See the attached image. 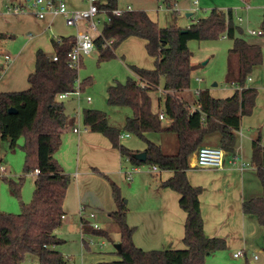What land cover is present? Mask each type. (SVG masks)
Segmentation results:
<instances>
[{
  "label": "trees",
  "instance_id": "16d2710c",
  "mask_svg": "<svg viewBox=\"0 0 264 264\" xmlns=\"http://www.w3.org/2000/svg\"><path fill=\"white\" fill-rule=\"evenodd\" d=\"M162 1L172 7L171 0ZM97 4L106 8L110 15L102 25V35L95 39L100 60L116 56V48L130 36L144 39L147 52L155 59L153 68L131 66L135 76L129 77L126 83L117 82L108 88L109 104L132 109L133 114L125 119L124 130L145 143L147 160L140 161L136 156L141 151L130 149L121 142L123 130L109 122L105 111L85 107L83 122L90 131L109 139L120 151L123 163L156 165L162 171H171L172 176L161 181V187L180 195L179 204L186 212V220L184 248L146 250L136 245L133 235L137 226L128 223L130 208L127 200L120 187L100 171L112 185L116 209L108 216L120 228L121 248L118 250L114 245L112 253L118 256L117 259L96 264H206L209 256L226 249L227 242L223 237L205 233L200 200L203 189L190 182L188 171L192 168V158L204 145L221 147L231 157L236 155L243 118L251 115L256 105L258 90L248 85L247 80L252 69L263 62L262 47L245 38L243 28L235 24L232 9L213 8L206 17L186 27H162L145 10L114 14L113 10L119 7L118 0H98ZM260 30L264 36V15ZM223 34L233 40L226 81L236 82L240 87L231 96L221 98L213 96L208 88L200 89L198 99L191 103L187 91L191 89L196 65L192 63L188 43ZM5 37L6 34L0 32V40ZM104 39L114 41L104 46ZM52 43L53 53L37 50L35 70L28 77V89L0 93V148L1 141L8 140L10 149L22 147L26 153L24 174L18 180H8L12 192L20 197L25 175L38 171L33 198L28 203H21L22 211L13 214L0 209V264H68V258L57 248L65 240L56 231L66 215L64 204L72 176L65 172L55 152L61 145L63 132L74 119L67 114L60 95L75 92L78 83L80 89H84L90 79L79 82V69L69 65L75 36L53 38ZM55 55L57 60H54ZM160 86L164 100L160 99L159 107L154 108L152 93ZM12 107L16 113L10 112ZM160 111L168 124L160 119ZM153 133L175 135L178 153H167L162 143L149 137ZM22 137L25 142L20 145ZM176 143L174 140V147ZM252 165L257 170L263 193L244 200L243 211L255 217L264 232V144L260 133L252 140ZM89 218L81 217L82 235L111 240L109 232L94 228ZM83 241L87 245L85 239Z\"/></svg>",
  "mask_w": 264,
  "mask_h": 264
},
{
  "label": "rangeland",
  "instance_id": "374dc122",
  "mask_svg": "<svg viewBox=\"0 0 264 264\" xmlns=\"http://www.w3.org/2000/svg\"><path fill=\"white\" fill-rule=\"evenodd\" d=\"M100 1L106 2V0ZM171 2L173 6L168 7L162 0H118V6L126 8L130 5L132 10H145L162 27L172 25L185 27L199 18L206 17L213 8L232 9L235 24L243 28L245 38L260 44L263 50V62L252 69L247 84L258 89L264 85V36L248 33L250 29H260L264 15V0H248L247 2L245 0H199L198 5L194 4L193 0H171ZM31 3V0H0V31L7 34L6 38L0 40V93L28 89L30 87L28 75L35 70L36 51L43 49L53 53L54 47L51 42L53 37L76 36L78 33L77 26H68L63 16L54 18L52 25H48L47 22L52 18L50 15L46 20H38L35 10L29 7ZM67 3L79 8L87 4L86 0H67ZM160 5L163 7L160 8ZM15 6L24 10L14 12L13 7ZM188 13H192V16H187ZM240 18L243 20L241 21ZM83 25L84 23L80 24L81 28ZM70 27L74 30L73 34L67 32ZM232 44L233 40L227 34L218 38L189 41L192 63L196 65L191 81L193 90V95L189 99L191 103L198 99L197 91L200 89L208 88L217 97H227L240 87L236 82L226 81L229 50ZM6 53L15 57L14 61H7ZM20 53L21 57H19ZM133 65L145 68H153L155 65V59L149 55L145 42L140 37L130 36L125 39L116 48V56L107 60H100L99 52L95 49L92 53L83 56L78 73L79 82L87 78L90 81L84 89L80 90V96L72 94L63 99L66 112L76 116L75 125L84 131L82 135L90 132L96 136L91 142L80 145L79 133L66 130L62 134L61 145L55 152L56 158L66 172L73 176L64 205L67 212L66 217L62 226L57 230V235L65 240V243L58 247L68 258V264H90L118 258L112 252L114 245L120 241V228L108 216V213L112 211L111 208L113 211L116 209L110 180L120 187L132 214L137 219L145 220L144 211L153 213L155 185L167 173V171L152 172V165L141 164L142 171L134 174L133 181L128 180L126 172L130 171L134 165L122 164L120 152L111 146L109 139L99 132L90 131L83 122V108L92 107L105 111L109 122L126 133L124 122L128 116L133 114V111L128 106L109 104L108 88L117 82L126 83L129 77L135 76L131 68ZM197 77L202 80L198 81ZM152 96L154 108H158L159 100H164L162 86L153 92ZM88 97L92 99L90 103L87 101ZM165 121L167 120L164 119ZM245 132L240 129L239 141H241V134ZM174 136L154 133L149 135L153 140H160L169 154L178 153V139ZM174 140L177 142L175 147ZM24 142L25 137H22L19 143L23 145ZM121 142L129 148H136L142 144L133 134L130 137L121 138ZM0 150L1 166L6 168L0 175V209L4 212L18 214L22 211L21 203H28L33 198L37 175L35 172L25 175L21 195L17 197L12 192L8 180H18L24 174L26 153L22 147L10 149L8 140L1 141ZM241 161L245 162L243 159ZM191 174L195 175L196 181H202L205 169H193ZM199 186L203 189L202 185ZM98 208L107 212L99 211ZM92 209L96 212L95 218H89ZM81 215L88 217L92 222H97L100 228L107 230L111 240L90 234L82 235ZM83 239L87 245L84 244ZM103 241L105 245L101 247ZM146 245L149 248L145 249L153 248V242H148ZM249 255L250 263L264 264V248L257 249ZM241 260L244 261L243 258Z\"/></svg>",
  "mask_w": 264,
  "mask_h": 264
},
{
  "label": "crops",
  "instance_id": "0c3cea01",
  "mask_svg": "<svg viewBox=\"0 0 264 264\" xmlns=\"http://www.w3.org/2000/svg\"><path fill=\"white\" fill-rule=\"evenodd\" d=\"M86 5L87 4H84L81 8L86 7ZM69 6L72 9L79 8L74 4H70ZM149 16L151 17L150 14ZM187 16H192V13H188ZM51 17V20L47 21L48 25H52L54 18L57 16ZM151 18L158 22L153 17ZM37 19L40 21L46 20L39 18ZM83 26L82 28L81 26H78L77 30L79 31L85 29V24ZM67 32L68 34H73L74 30L72 27H70L68 28ZM29 36H32V34H29ZM64 36L66 35H59L58 37L53 38ZM144 42L146 47V41L144 40ZM7 55L10 56V59L6 58ZM19 57H21V53L19 54ZM5 58L9 62L14 61L15 59V57L11 56L9 53L5 54ZM257 90L258 96L253 113L243 118L241 129L245 130L247 134L245 132V134H241L240 136L241 141H239V146L236 150V154L239 156L237 163H233L232 157L229 155H226L224 165L221 168L195 167L194 157L191 160L192 168L188 171L190 182L196 186H203L200 200L205 222V233L208 236L223 237L227 242L226 249L217 251L215 254L209 256L206 260V264H252L250 263L251 257L249 254L254 253L257 249L261 250L264 248L263 227L255 217L247 215L243 211L244 200L260 196L263 193L257 170L252 165V140L258 133L262 135L264 144V85L259 87V89L257 88ZM187 92L189 93L187 94L189 100L193 95V90L190 89ZM210 92L213 96H215L211 90ZM91 101L88 102L90 103ZM68 115L70 118L74 119V123L66 128L65 131H74L77 118L75 115ZM168 123V121H165V124ZM76 127L80 129L79 132H76L79 133L78 140L80 145L82 143L91 142L96 138L95 134L90 132L82 135L84 131H82L79 126ZM256 131H258V133ZM153 141L156 143H161V141L158 139H154ZM140 142L142 144H139V147L130 149L144 151L146 145L144 142ZM121 157L122 155L120 153V162L122 164H127L128 162L123 163V157ZM242 159L245 160L246 163H249V165L242 168V162H244L241 161ZM193 169H205V176L202 181H196L195 175L191 174ZM160 172L163 171L161 170ZM70 175L72 176V174ZM171 176L172 172L167 171L159 183H156L153 190V213L151 211H144L143 214L146 218L145 220L137 219V217L134 216L131 211H129L127 217L128 223L132 226H137V230L133 235V240L136 245L144 249L149 248L146 245L148 242H153L152 249H176L185 247L183 236L185 233L184 223L186 220V212L180 207V195L172 189L161 187V181H164ZM133 180L134 176L131 181ZM98 209L99 211L107 212L101 208ZM111 210L113 211V208H111ZM82 216L83 215L80 216V219ZM57 248L59 249V247ZM240 250L244 252V256L235 257V252ZM242 258L244 261L241 260ZM255 258H257V256H255Z\"/></svg>",
  "mask_w": 264,
  "mask_h": 264
},
{
  "label": "built area",
  "instance_id": "2783aa9c",
  "mask_svg": "<svg viewBox=\"0 0 264 264\" xmlns=\"http://www.w3.org/2000/svg\"><path fill=\"white\" fill-rule=\"evenodd\" d=\"M98 0H86L87 6L84 8H70L67 0H31V5L29 6L31 9L35 10V15L39 19H46L47 16H63L65 18L66 24L68 26H80L81 23L85 24V29L79 30L76 37V43L73 50L69 53V65L73 68L80 69L81 60L84 55H88L92 53L96 49L95 39L98 36L102 35L101 26L110 19L109 11L106 8H100L97 4ZM194 4L198 5L199 0H193ZM173 6V5H172ZM163 6L160 5V8ZM11 9V8H10ZM14 12L23 11V8L13 7ZM131 6L129 5L126 8H117L113 10V13L116 15H121L126 11H131ZM104 16V17H102ZM242 21L243 19L240 18ZM249 34H262V31L250 29L248 31ZM104 46L111 45L113 43V39H104ZM7 59H10V56H6ZM57 56H54V60H57ZM198 81L202 79L197 77ZM80 87L78 83L77 90L73 93H63L60 95V99L67 98L72 94H77L80 96ZM198 92V91H197ZM80 99V98H79ZM88 101H91V98H87ZM160 119L164 120L165 116L163 111H160ZM75 132H79L80 129L78 127H74ZM131 133L126 132L121 135V138L130 137ZM226 157V152L224 149L218 146L204 145L202 146L198 152L194 155V166L199 168H221L224 165V160ZM239 160V156L236 154L232 157V162L237 163ZM249 165V163L242 162V168ZM6 170L5 167L0 166V175L2 172ZM142 171V166L134 165L131 167L130 171L126 172V177L128 180H132L135 173ZM152 172H160L161 169L153 165L151 168ZM38 173V171H35ZM90 218L96 217V212L91 210L89 214ZM94 228H100L97 222H92ZM105 245L103 241L101 243V247ZM235 257H243L244 252L242 250L235 252ZM96 264V263H90Z\"/></svg>",
  "mask_w": 264,
  "mask_h": 264
},
{
  "label": "water",
  "instance_id": "95a60500",
  "mask_svg": "<svg viewBox=\"0 0 264 264\" xmlns=\"http://www.w3.org/2000/svg\"><path fill=\"white\" fill-rule=\"evenodd\" d=\"M10 112H11V113H16L17 110H16L15 108L12 107V108H10ZM136 157H137L140 161H146V160H147V153H146L145 151H141L140 153L137 154ZM115 247H116L118 250H120V248H121L120 243L115 244Z\"/></svg>",
  "mask_w": 264,
  "mask_h": 264
}]
</instances>
